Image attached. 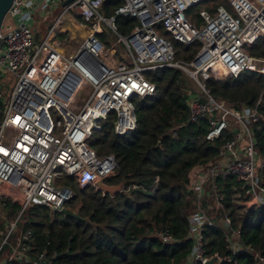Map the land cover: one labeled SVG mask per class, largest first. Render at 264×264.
Segmentation results:
<instances>
[{
  "label": "built area",
  "instance_id": "built-area-1",
  "mask_svg": "<svg viewBox=\"0 0 264 264\" xmlns=\"http://www.w3.org/2000/svg\"><path fill=\"white\" fill-rule=\"evenodd\" d=\"M62 1L14 0L0 30V206L21 205L18 217L33 206L60 211L74 196L62 184L65 177L80 189L95 190L99 181L113 177L117 169L114 156L97 154L91 147L94 134L101 132L102 123L113 113L115 136L130 135L137 127L134 101L156 92L149 74L176 68L194 86L185 89L188 122L208 120L207 142L219 139L225 131L233 133L222 143L218 158L188 187L196 209L187 217L193 246L183 264H205L212 256L221 263L218 254L207 252L205 227L223 229L226 248L233 254L242 248L252 251L239 243V231L222 216L213 183L215 178L235 180L249 204L264 206L263 165L257 164L252 132L261 115L256 107L235 109L213 98L206 82L214 68L223 78L242 72L264 77V54L249 53L264 39V0H227L228 9L218 6L214 15L201 10L204 24L192 29L187 10L208 0H123L109 17L100 11L106 0H73L54 18L44 39L36 42L35 13L54 11ZM71 10L89 34L74 54L66 55L58 48L69 39L58 36L65 33L62 16ZM117 17L135 20L128 35L118 32ZM173 42L185 46L198 42L200 47L186 62L176 60ZM51 112L59 119L53 120ZM210 196L215 213L203 207ZM17 219L3 243L16 228ZM30 238L29 231H20L8 259L26 261L24 242ZM159 238L165 243L174 241L167 232ZM256 257L264 264V258ZM51 258L43 251L31 263L52 264Z\"/></svg>",
  "mask_w": 264,
  "mask_h": 264
},
{
  "label": "trees",
  "instance_id": "trees-1",
  "mask_svg": "<svg viewBox=\"0 0 264 264\" xmlns=\"http://www.w3.org/2000/svg\"><path fill=\"white\" fill-rule=\"evenodd\" d=\"M210 1L188 9L186 17ZM122 2L106 0L100 10L102 15H113ZM135 24L134 19L125 17L115 21L122 35H128ZM173 45L177 57L186 62L200 47L198 42ZM149 79L156 92L134 101L136 129L128 136H115V115L111 113L91 143L97 154L114 156L117 169L105 183H122L123 191L114 196L102 195L93 187L80 189L72 178L65 177L62 184L74 196L64 207L76 213L79 220L45 206L29 207L18 217L21 205L7 203L4 221L0 222V264L4 260L6 264H32L43 251L49 258L53 256L52 264H183L188 260L193 242L188 239L187 217L194 209L188 187L218 158L222 143L231 139L233 133L225 131L219 139L207 142L204 137L208 120L188 122L185 89L190 80L181 70L157 69L149 74ZM206 86L213 98L235 109L257 108L261 120L252 125V132L257 164L263 165L264 184V77L242 72L237 77L223 78L214 68ZM213 188L222 205V216L230 219L233 230L239 231V243L252 251L242 248L233 254L226 248L223 229L205 227L203 238L208 254H218L220 264H232L231 260L259 264L256 255L264 258V206L249 204L235 180L215 178ZM15 219L18 230L31 233L24 242L28 247L26 261L9 260L15 242L3 243L5 222ZM19 232L11 240L15 241ZM161 232L169 233L174 241L163 242L159 238Z\"/></svg>",
  "mask_w": 264,
  "mask_h": 264
},
{
  "label": "crops",
  "instance_id": "crops-1",
  "mask_svg": "<svg viewBox=\"0 0 264 264\" xmlns=\"http://www.w3.org/2000/svg\"><path fill=\"white\" fill-rule=\"evenodd\" d=\"M65 1H62L61 3H59L58 6H56L54 11H50L48 13L45 10L40 9L38 12L35 13L34 19L32 21V28L35 33L36 42H40L44 39L54 18L63 11L62 5L64 4ZM69 12H72V14H68ZM62 18H63L62 29L65 31V33L58 36V39H60L63 36H66L69 39V41L68 43H66V45H62L60 48H58V51L66 55L74 54L76 50L78 49L80 42L84 38H86V36L89 34V31L83 25L78 14L73 10L68 11L65 14H63ZM70 43H73L74 45L68 48L67 46ZM3 210L5 211V209ZM1 213L2 212H1V206H0V216H1ZM3 215L5 217V214Z\"/></svg>",
  "mask_w": 264,
  "mask_h": 264
},
{
  "label": "rangeland",
  "instance_id": "rangeland-1",
  "mask_svg": "<svg viewBox=\"0 0 264 264\" xmlns=\"http://www.w3.org/2000/svg\"><path fill=\"white\" fill-rule=\"evenodd\" d=\"M218 6H223L225 9H228V5H227V0H211L210 2H208V3H204L203 5H201L200 7H198V8H196V9H194L192 12H191V16H190V18H187L188 19V21H189V27L191 26V29H192V27H196V28H200L204 23H203V20L201 19V17L199 16V12L201 11V10H204V11H206V12H208L210 15H214L215 14V12H216V8L218 7ZM68 14H72V12H69ZM8 20V18H6L5 19V21H7ZM51 26V25H50ZM72 45H74L73 43H70V44H68V48L70 47V46H72ZM264 50V39H261L257 44H256V47H255V49H253V50H251V51H249V53L251 54V55H263V53H261L262 51ZM261 53V54H260ZM175 58H176V60H181L182 58H179V57H177V50L175 49ZM12 86H13V84H10V86H9V90H10V88H12ZM190 87H193L194 88V86H193V84L191 83V81H190ZM51 115H52V118H53V120H58L59 119V117H57V115L55 114V113H52L51 112ZM96 135L97 134H94V137H96ZM95 140V139H94ZM213 200H214V198H213V196L211 197L210 196V198L208 199V200H206V206H205V209L208 211V212H210V213H215V208H214V206H213ZM209 206V207H208ZM196 209V204H195V202H194V209L192 210V211H194ZM1 216H0V222H2V221H4V215L3 214H5V211L3 210V208L1 207ZM15 221V220H14ZM13 221H10L9 220V222H7V223H9L8 225H6V234H5V236L7 235V233H8V230L10 229V224L12 223ZM6 223V222H5ZM20 230H18V228L16 227L11 233H10V235H9V237L6 239V242H14L13 240H11V236L12 235H17V233L19 232ZM4 239H5V237H4ZM3 239V240H4ZM16 239V238H15Z\"/></svg>",
  "mask_w": 264,
  "mask_h": 264
},
{
  "label": "water",
  "instance_id": "water-1",
  "mask_svg": "<svg viewBox=\"0 0 264 264\" xmlns=\"http://www.w3.org/2000/svg\"><path fill=\"white\" fill-rule=\"evenodd\" d=\"M13 1L14 0H0V30L2 28L4 18L7 15L10 7L12 6ZM72 2H73V0H66L64 2V4L62 5V7L64 8ZM96 190L103 193V194H108L110 196H114L115 194L123 191V184L119 183L117 185L111 186V185H107L104 181H99L96 185ZM60 212L64 216H68V217L75 218V219L79 220V216L76 213L71 212L65 208L60 210ZM205 264H220V263L216 262L215 256H212Z\"/></svg>",
  "mask_w": 264,
  "mask_h": 264
}]
</instances>
